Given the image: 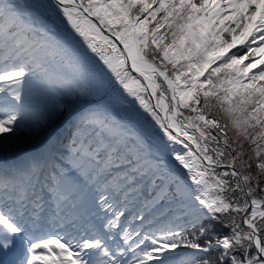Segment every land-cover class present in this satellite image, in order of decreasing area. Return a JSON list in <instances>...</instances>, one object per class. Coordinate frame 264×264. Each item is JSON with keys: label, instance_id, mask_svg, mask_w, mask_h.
<instances>
[{"label": "snow or ice", "instance_id": "6c2138e0", "mask_svg": "<svg viewBox=\"0 0 264 264\" xmlns=\"http://www.w3.org/2000/svg\"><path fill=\"white\" fill-rule=\"evenodd\" d=\"M0 264H264V0H0Z\"/></svg>", "mask_w": 264, "mask_h": 264}]
</instances>
